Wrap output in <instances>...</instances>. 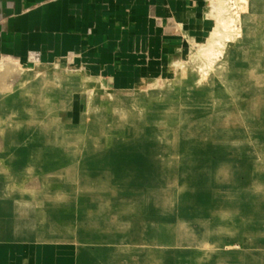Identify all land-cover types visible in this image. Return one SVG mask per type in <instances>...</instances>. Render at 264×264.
<instances>
[{"label":"rangeland","instance_id":"374dc122","mask_svg":"<svg viewBox=\"0 0 264 264\" xmlns=\"http://www.w3.org/2000/svg\"><path fill=\"white\" fill-rule=\"evenodd\" d=\"M206 14L161 76L49 72L5 110L2 143L48 151L16 177L87 264H264V0Z\"/></svg>","mask_w":264,"mask_h":264},{"label":"crops","instance_id":"0c3cea01","mask_svg":"<svg viewBox=\"0 0 264 264\" xmlns=\"http://www.w3.org/2000/svg\"><path fill=\"white\" fill-rule=\"evenodd\" d=\"M206 13L207 0H0V121L16 120L7 106L29 83L46 89L49 72L83 73L116 90L161 76L205 39ZM9 131L0 128V264H87L33 206L32 182L16 177L45 161L28 154L48 151L2 143Z\"/></svg>","mask_w":264,"mask_h":264}]
</instances>
